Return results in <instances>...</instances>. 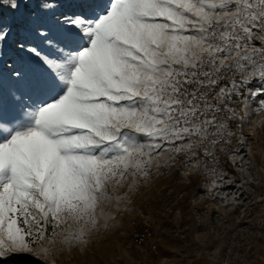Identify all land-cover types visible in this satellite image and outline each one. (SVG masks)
I'll list each match as a JSON object with an SVG mask.
<instances>
[{
  "label": "snow or ice",
  "instance_id": "obj_1",
  "mask_svg": "<svg viewBox=\"0 0 264 264\" xmlns=\"http://www.w3.org/2000/svg\"><path fill=\"white\" fill-rule=\"evenodd\" d=\"M72 2L21 13L7 88L0 78V264L33 245L58 264L109 231L104 207L132 203L161 142L166 166L183 155L214 171L218 154L237 150L233 97L254 81L264 91V0ZM12 33L0 15V50Z\"/></svg>",
  "mask_w": 264,
  "mask_h": 264
},
{
  "label": "rangeland",
  "instance_id": "obj_2",
  "mask_svg": "<svg viewBox=\"0 0 264 264\" xmlns=\"http://www.w3.org/2000/svg\"><path fill=\"white\" fill-rule=\"evenodd\" d=\"M59 2L57 12L76 10L72 0ZM36 7L33 0L27 9L0 10L4 22L13 26L0 50V78L5 88L20 55L16 21L22 12ZM258 88L257 82L251 84L242 98L239 117L243 120L238 117L232 127L238 137L237 150L221 157L216 179L197 175L187 182L179 172H167L169 151H165L167 142H161L153 153L150 179L139 182L131 194L132 203L122 204L119 213L115 202L104 207L116 217L109 221V231L101 229L88 245L64 249L55 257L58 264H264V91L257 92ZM125 191L127 186L116 194ZM141 211L157 232V254H145L129 239L131 222ZM45 235L52 239V225ZM58 241L59 237L57 247ZM39 247L33 245L32 253L16 254L6 264H53L52 257L34 255Z\"/></svg>",
  "mask_w": 264,
  "mask_h": 264
},
{
  "label": "built area",
  "instance_id": "obj_3",
  "mask_svg": "<svg viewBox=\"0 0 264 264\" xmlns=\"http://www.w3.org/2000/svg\"><path fill=\"white\" fill-rule=\"evenodd\" d=\"M257 48L261 47V40L257 39L253 42ZM252 69L249 68V71ZM254 81L253 83H255ZM252 83V84H253ZM223 86V85H221ZM250 86V85H249ZM249 86L247 88H244L241 90L240 96H234L233 99L235 103L231 105V107L235 108L237 112V120L238 117L241 115V109L243 104V97L245 96V93L247 90H249ZM231 131L233 132V128L231 127ZM179 143V142H177ZM167 147L170 148L171 146L167 143ZM172 156V153L169 152V163L170 157ZM221 155H217V163L213 166L214 171L210 170L205 172L203 170L204 165H200L199 168L192 167V164L195 163V161H192L187 166H184L183 161L186 160V157L183 155H180L177 157V161L172 164L171 167H168L165 165V169L167 172H179L183 178L184 181H191V178L193 176H201L203 178L208 179L209 181L214 180L217 178L218 174V167L221 159ZM129 239L132 243L136 244V246L141 249L142 252L148 255L157 254L158 253V247H157V232L152 226V224L149 222V220L146 217L145 212L141 211L136 218H134L131 222V231L129 233Z\"/></svg>",
  "mask_w": 264,
  "mask_h": 264
}]
</instances>
